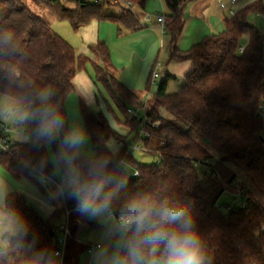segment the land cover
Instances as JSON below:
<instances>
[{"label": "trees", "instance_id": "16d2710c", "mask_svg": "<svg viewBox=\"0 0 264 264\" xmlns=\"http://www.w3.org/2000/svg\"><path fill=\"white\" fill-rule=\"evenodd\" d=\"M33 1L59 20L68 21L74 31L94 20L107 21L117 25L119 36L142 27L136 10H144L147 3V0L92 3L72 0L73 5L68 7L63 0ZM184 1L167 0L171 15L165 18L171 36V59L191 63L184 75L185 83L179 91L168 93L171 77L168 75L151 94V100L143 101L116 75L107 71V65L112 68L113 65L111 51L104 41L89 46L97 59L92 61L85 54L78 55L75 48L23 0H0V94L16 104L26 103L34 109L39 106V94L45 89L50 90L53 105L65 119L63 134L70 126L66 102L75 90L74 79L78 71L86 70L91 64L99 94L106 92L120 112L128 114L131 106L145 109L142 120L126 119L123 124L129 127L130 133L136 132L138 138L143 130L150 132L149 137L142 139L144 152L154 157V162L149 164L137 161L129 150L137 136L130 140L127 135L120 134L102 113L93 112L83 100L80 101L93 151L112 155L114 165L124 164L123 169H116L119 175L128 178L122 195L172 185L196 215L213 264H264V203L252 196V188L247 182L250 189L236 197L238 207L229 204L226 213L219 204L225 191H235V180L241 174L264 199V32L252 23L255 16L264 14V3L262 0L250 2L231 17L224 18V30L220 34L205 37L189 50L181 51L178 41L186 21L182 10ZM113 4L121 7L120 13L106 12V7ZM152 84L153 79L148 92ZM158 106L185 124L203 142L180 124L165 118ZM109 110H112L111 106ZM145 119L158 121L159 126H149ZM34 127L30 123L31 140L16 141L10 153H0V166L16 180L34 182L51 200L52 190L47 193V186L22 164L23 161L36 164L51 156L50 149L53 153L57 151L56 143L34 142ZM112 139L121 145L117 152H109ZM196 161H201L199 167H195ZM126 165L137 169L139 176L131 175L134 170L126 171ZM47 171H52L51 163ZM246 184L241 189L247 188ZM61 201L63 206L54 211L52 218L45 219L29 205L24 195L9 193L10 206L15 207L30 225L29 242L34 235L36 243L29 249V242L21 245L19 240L5 237L8 246L2 250L0 264H21L24 256L43 246L57 247V225L52 219L60 218L66 210L70 215L75 211L74 201ZM64 264H78L73 230Z\"/></svg>", "mask_w": 264, "mask_h": 264}, {"label": "clouds", "instance_id": "9594fccd", "mask_svg": "<svg viewBox=\"0 0 264 264\" xmlns=\"http://www.w3.org/2000/svg\"><path fill=\"white\" fill-rule=\"evenodd\" d=\"M52 95L48 89L42 91L39 106L22 118L34 124L36 144L56 143L57 151L36 164L31 161L22 164L42 183L52 186L51 200L74 201L79 216L100 225L89 264H213L196 215L172 185L122 195L128 178L119 175L116 169H123L124 164L114 165L112 155L92 151L90 134L81 124L70 125L62 134L65 119L53 105ZM10 191L0 177V255L8 246L5 237L15 238L23 245L29 242L31 233L27 221L10 206ZM25 195L31 198L30 193ZM43 210L51 214L55 207L45 202ZM35 243L36 237L32 235L29 249ZM21 264H64V261L54 246H43L24 256Z\"/></svg>", "mask_w": 264, "mask_h": 264}, {"label": "crops", "instance_id": "0c3cea01", "mask_svg": "<svg viewBox=\"0 0 264 264\" xmlns=\"http://www.w3.org/2000/svg\"><path fill=\"white\" fill-rule=\"evenodd\" d=\"M229 1H231L229 3L231 4L230 7L225 0H185L182 4V10L186 21L184 31L178 41V48L181 51H187L193 45L201 42L205 37L222 32L224 30L225 17H231L233 13L235 14L238 10L255 0ZM262 1L264 3V0ZM137 15L141 20L142 27L136 31L125 32V34H127L126 36H118V27L116 24L97 20L80 27L77 32L84 38V43H86V48L89 51L90 45L96 44L99 41H104L111 51L112 65L115 70V75L123 84L136 92L141 99H149L151 94L155 93L158 88L157 84H152L151 91H147L148 85L150 84V81H152L153 72L158 63L163 66L162 75H171L169 80H174L179 76L185 75L189 70L191 63L189 61L171 59L172 46L170 32L167 29L166 31H163L159 23V16L169 17L171 15V10L167 4V0H147L145 9L141 10L140 13H137ZM257 18H262L263 20L264 14L257 15L253 19L255 20ZM77 54L79 55L85 53L77 52ZM165 54L166 56L163 58V55ZM85 55H87L92 61H97L96 57H93L91 53H87ZM84 71H87V69L78 71L74 79L75 90L70 95V97L73 94L76 96V99L74 100L79 104V111L81 100H83L88 106L92 103L87 90V79L85 76L81 75ZM88 74L87 78H89L91 83H93L94 79L92 80V78L94 71L92 76L90 74L89 76ZM82 95H85L88 98H83ZM3 100L5 103L3 106L0 104V120L2 122L14 124L16 119L19 117L15 115L17 110L15 107L17 104L8 98ZM75 101L73 103H75ZM67 102L66 108L68 113ZM8 113L10 114L7 116ZM127 128L129 129V127ZM16 135H19V132L13 133V139L19 141L17 140ZM110 141L109 147L111 143ZM120 147L121 145L119 144V148L112 151L117 152ZM10 176V173L0 166V177L7 182L11 189L10 192H16L17 190L13 186V180L11 179L13 177ZM25 193H28V191H22V195H24L29 205L35 208L45 219L52 218L54 211L63 206L62 202V204L57 207V204L52 202L47 195V197L45 195L43 197L40 194L36 195L33 193L31 194V198H29V196L25 195ZM45 202L54 205L55 210L52 211L51 214H46L43 210ZM70 216V227L74 232L75 243L77 245L78 264H89L90 254L87 252V247L89 243H96L100 231V225L96 221H90L79 216V214L75 211L71 212ZM73 216L75 217L74 220ZM64 218L63 213L60 218H53L52 221L55 219L59 223ZM92 230H95L97 233L93 234Z\"/></svg>", "mask_w": 264, "mask_h": 264}, {"label": "rangeland", "instance_id": "374dc122", "mask_svg": "<svg viewBox=\"0 0 264 264\" xmlns=\"http://www.w3.org/2000/svg\"><path fill=\"white\" fill-rule=\"evenodd\" d=\"M23 1L36 14H38L48 24V26H50L52 28L53 31H55L56 33H58L67 42H69L70 44H72L75 47V49H76V51L78 53H85V54L91 53L93 55V57H95V54L91 50H90L91 51L90 52L86 48V43H84L85 41H84V38L82 37V35L80 33H78L77 31H74L71 28V26H70V24H69L68 21L59 20L58 18L55 17V15L53 13L49 12L42 5L37 4L33 0H23ZM86 1L91 2V3L92 2H95V0H86ZM225 1L227 2V4H229L231 2L229 0H225ZM63 3H64L65 6H68V7L73 5L72 4L73 3L72 0H63ZM230 5L231 4H229V7H230ZM105 10L108 13H115L116 14V13H120L121 12V7L119 5L113 4V5L109 6V7L107 6ZM140 11L141 10H138V9L136 10L137 13H140ZM253 22L258 27H260V29L263 30V32H264V19L263 20H262V18H257L255 20L253 19ZM218 34H220V32L219 33H216L215 35H218ZM126 35L127 34L124 33V36H126ZM164 56H166V54L163 55V58H164ZM162 63H163V61H162ZM87 71L82 72L81 75L85 76L86 79H87V83H88L87 90H88L89 96L91 97V100H92V101L90 100L92 102L91 105H90L92 111L95 112V113H97V114L102 113V115L105 116L108 119L110 125L116 131H118L121 134L127 132L126 134H123V135H127L130 140L131 139H134L137 136V133L136 132L130 133V130L126 127L125 124H123L126 119H128V121H131L132 118H130V116L128 114H123L122 112H120L117 109V107L114 105V103L110 100V98H109V96H108V94L106 92L103 91L102 95L99 94V92H98V86L96 85V82L93 80L94 78H92L93 83H91V80L89 78H87V74L88 73L91 76L93 75V68H92L91 64L88 65ZM107 71L110 74L115 75L114 68L109 67L108 65H107ZM166 77H167L166 74H163L159 78L157 85H159V83L161 81H164L166 79ZM184 83H185L184 75L177 77V79L169 80L168 85H167V92L168 93H174V92L179 91L183 87V84ZM96 86H97V88H96ZM91 89H92V92H91ZM82 96H83V98H88L85 95H82ZM3 99H7V97H5V96H3V95L0 94V104H1V106H3L4 103H5ZM74 99H76V96L73 94L70 97V99L68 100V102H67L69 124L70 125H73V124H81V125L84 126L83 121H82V118H81V114H80V111H79V104ZM106 100L108 101V103H107ZM142 100L143 101H146L147 99L145 98V99H142ZM150 100H151V98H150ZM150 100H148V101H150ZM74 101H75V103H73ZM110 106H111L112 110H109L110 109ZM130 108L131 109H135L132 106ZM30 109H32V108L29 107V109L27 111H29ZM158 109H159V112L165 118H167L169 120H172V121H175L176 123L180 124V126L183 129H185L186 131H188L198 141L203 142L200 138L196 137L193 134V132H191L189 130V128L185 124H183L182 122H180L176 118L169 116V114L165 111V109L163 107L158 106ZM139 112L141 113V116L140 117L144 116V111H143L142 107H139ZM9 114L10 113H8L7 116ZM22 114H23V111L16 110V113H15L16 116H21ZM8 125H10V127H12L13 124L12 123H9ZM29 130H30V122H28L25 127H21L19 129V131H18L19 132V135H16L17 140H19V141H25L26 140L25 131H29ZM143 138H145V137H143ZM137 141H138V136H137L136 141H134L133 144L129 148V150L132 152L134 158L137 161L141 162V163H148L149 164V163L154 162V157L151 156L150 154L145 153L143 148H139V149L135 148V145H136V142ZM110 142H111L110 143V148L113 151H115V150H117L119 148V144L120 143L117 140L112 139ZM139 143H141V145H143V142L140 141ZM205 146L214 155H216V152L211 147H209L206 143H205ZM89 147L93 151L92 146H91V143H90ZM52 154H54V153L50 149V155H52ZM125 169H126V171H133L134 170V167H132L130 165H126V168ZM240 176L235 180V184H234L235 188L238 189V191H236V189H235V191L233 189H228L219 198V204L221 205L223 212H226L227 213L229 211V209L227 207V205H229V204L233 205L234 207H238L240 205L239 202L237 201V198L236 197H239V195H238L240 193L239 190L247 182H248V185H250L251 188H252V196L255 197V198H257V199H259L261 202L264 203V199L261 197V195L259 194V192L255 189V186L254 187L252 186V184L249 182L248 178L244 177L242 174ZM11 179L13 180V186L17 190L16 192H18L20 194H22V191L23 192L24 191H26V192L28 191V193H30V194H33L34 193L36 195L37 194H40L43 197H44V195L46 196L45 192L39 186H37V184H35L34 182H31L30 180H27V179L16 180V179H13V178H11ZM248 185H247V188H246V186L243 187V188L246 189V190H248V188L250 189V186H248ZM46 192L49 193L50 192L49 189H47ZM235 193H237V194H235ZM54 203H56L57 204V207H59L60 204H62V201L61 200H59V201L54 200ZM74 219H75V217L73 216V220ZM73 220H72V222H73ZM62 221H64V219ZM52 222L55 225H58V224L61 223V222L58 223L57 220H55V219ZM92 233L93 234H96L97 232L95 230H92Z\"/></svg>", "mask_w": 264, "mask_h": 264}, {"label": "built area", "instance_id": "2783aa9c", "mask_svg": "<svg viewBox=\"0 0 264 264\" xmlns=\"http://www.w3.org/2000/svg\"><path fill=\"white\" fill-rule=\"evenodd\" d=\"M103 0H95V2H100ZM112 2H117L118 0H110ZM234 15V13H233ZM159 23L161 25V28L163 31H166L167 29V25H166V18L164 16H159ZM243 50V48H241V51ZM163 72V66L158 63L156 70L153 72L152 75V79H153V84H157L159 78L161 77V74ZM147 99V98H146ZM29 107H31L29 104L26 103H19L16 105L15 109L17 110H21L24 113L19 116L16 119V122L12 125V127H10V125H8L9 123L7 122H2L0 120V153H10L11 151V147L15 144L16 140L13 139V133L14 132H18L19 129L21 127H25L26 124L28 123V121H25L22 117L24 116V114L26 113V111L29 109ZM143 109V108H142ZM143 111H145V109H143ZM128 115L130 116V118H140V120H142L143 118H141V113L139 112V107L136 109H131L129 108L128 110ZM145 123L148 124L149 126L152 127H157L159 126V122H152L150 119H145ZM150 136V132L143 130L140 133V136L138 138V141L136 142L135 148L139 149V148H143V145H141V143H139L140 141L142 142L143 137H149ZM25 137L26 140L25 141H29L31 140V135L29 133V131L25 132ZM144 149V148H143ZM206 163H208V160H204ZM201 164V161H196L195 162V167H199ZM132 176H139V171L137 169H135L132 173ZM47 188L49 190H52V186L49 184L44 183ZM244 190L246 189H240L239 190V194L244 192ZM64 221H62L60 224L57 225L56 231H57V247L56 249L59 250L62 253L63 256V261L65 258V252L67 249V243L68 240L72 237V230L69 224V219H70V211L66 210L64 213ZM96 243H89L88 247H87V252L90 254V250L92 248L95 247Z\"/></svg>", "mask_w": 264, "mask_h": 264}]
</instances>
